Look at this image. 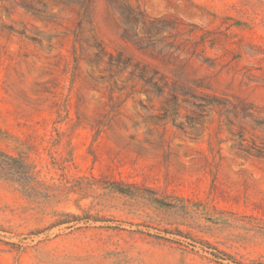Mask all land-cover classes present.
Instances as JSON below:
<instances>
[{
  "label": "rangeland",
  "instance_id": "374dc122",
  "mask_svg": "<svg viewBox=\"0 0 264 264\" xmlns=\"http://www.w3.org/2000/svg\"><path fill=\"white\" fill-rule=\"evenodd\" d=\"M0 147V264H264V0H0Z\"/></svg>",
  "mask_w": 264,
  "mask_h": 264
},
{
  "label": "trees",
  "instance_id": "16d2710c",
  "mask_svg": "<svg viewBox=\"0 0 264 264\" xmlns=\"http://www.w3.org/2000/svg\"><path fill=\"white\" fill-rule=\"evenodd\" d=\"M146 17L147 15L144 13L143 14L144 19L142 20V22H144L145 24L151 23V20H148ZM120 63L122 64V67L124 66V68L125 66H128L127 63L125 62L123 63L120 61L117 62V65H119ZM138 76L140 79L144 80L147 83L152 82L151 79L147 78L146 69H142V73H140V75ZM159 80H162V78ZM156 84L157 83H155V86H157ZM191 88H192L191 86H187V85H182L180 89L178 88L176 89V87H173V89H171L172 99L177 100L179 96L182 95V96H192L195 98H203L204 100L207 101L209 105L220 106L224 104L215 97H209L207 95H202L204 97H199L201 95L194 93V91H192ZM173 103L175 104V101ZM224 112H230V110L224 109ZM0 177L12 180L17 185H19L22 191L25 192L27 195H31L32 193L46 194L51 189V185L49 183L40 179L35 165H33L29 161V158L25 156L24 153L19 155H13L3 150L1 147H0ZM151 193L154 194L152 201H154L156 204L158 203V205H160L161 207H164L166 209H173V208L176 209L180 207L181 210H189L190 207L189 204H184V203L179 204L172 201V199L175 201L177 200V202L184 200L183 197L179 198L170 195L163 196L158 192H154V191H152ZM187 202L190 203L191 201L188 199ZM64 215H66L67 218L58 219L56 221V224L70 223L72 221L79 222L80 220L84 219V217H81L75 213H65ZM69 218L72 219L69 220ZM87 218L88 217H86V219Z\"/></svg>",
  "mask_w": 264,
  "mask_h": 264
}]
</instances>
